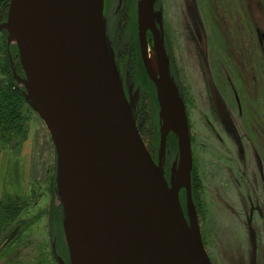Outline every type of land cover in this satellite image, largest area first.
<instances>
[{"label": "rangeland", "instance_id": "374dc122", "mask_svg": "<svg viewBox=\"0 0 264 264\" xmlns=\"http://www.w3.org/2000/svg\"><path fill=\"white\" fill-rule=\"evenodd\" d=\"M157 3L170 69L185 106L192 198L205 251L211 264H264V0ZM121 8L111 19L113 55L138 131L157 163L161 123L156 90L141 62L135 6ZM0 39V58H8L9 65L12 58L16 62L14 41L6 31H0ZM1 69L0 87L9 81ZM12 79L24 90L15 75ZM21 111L24 135L14 147L0 141V203L16 197L22 205L0 237V264H58L56 255L69 262L55 147L27 101ZM178 148L169 131L163 152L168 181ZM179 198L186 215L184 188Z\"/></svg>", "mask_w": 264, "mask_h": 264}, {"label": "water", "instance_id": "95a60500", "mask_svg": "<svg viewBox=\"0 0 264 264\" xmlns=\"http://www.w3.org/2000/svg\"><path fill=\"white\" fill-rule=\"evenodd\" d=\"M104 0H10L0 31L17 47L22 96L44 121L56 153L57 194L69 263L211 264L192 198V153L183 99L170 73L163 17L138 0L143 66L156 90L160 151L156 163L135 123L106 35ZM157 60L153 73L147 31ZM174 99L179 108L173 110ZM172 127L178 158L163 168ZM184 188L186 215L179 190Z\"/></svg>", "mask_w": 264, "mask_h": 264}, {"label": "trees", "instance_id": "16d2710c", "mask_svg": "<svg viewBox=\"0 0 264 264\" xmlns=\"http://www.w3.org/2000/svg\"><path fill=\"white\" fill-rule=\"evenodd\" d=\"M8 2L7 0H0V21L6 18ZM3 33L5 31H2ZM2 41L0 39V47L1 51L4 52ZM10 65L8 64V58L7 60L4 57L0 58V67L3 68L1 71L9 76V81L4 82L6 84L3 83L0 87V141H3L5 146L8 144V146L14 147L13 144L16 146V139L24 135L25 119L21 114V106L23 103L26 104V101L19 89L15 87V80L12 79V69H9ZM13 65H15L18 74L22 73L20 65L17 66L15 60ZM18 67L19 69H17ZM21 206L16 197L11 201L7 199L0 203V237L5 236L6 231L14 224L20 208H22ZM56 216L54 224L57 227L59 219Z\"/></svg>", "mask_w": 264, "mask_h": 264}, {"label": "flooded vegetation", "instance_id": "af4514ba", "mask_svg": "<svg viewBox=\"0 0 264 264\" xmlns=\"http://www.w3.org/2000/svg\"><path fill=\"white\" fill-rule=\"evenodd\" d=\"M137 2H138V0H129V2H128V0H126V4H125V0H123V1L122 0H104V2H103V15H104L105 21H106V35H107V38L109 39V44H110V46L112 48L113 54H114V46H113V41L111 39V34H110V33L113 32L112 31V25H111V19H113V20L116 19V14H118V11H119L118 8H121L122 7L121 10L126 9L129 6H131V3H132V5L135 6L136 24H137ZM154 9L155 10H159V9L161 10V7L158 5L157 0H155ZM125 11L126 10H124V12ZM162 17H163V15H162ZM136 32H137V41H138V44H139L138 28L137 27H136ZM146 36H147V40L150 41V44L152 45V43H153V41H152V34H151V32L149 30L147 31V35ZM164 45H165V38H164ZM139 49H140V45H139ZM165 49H166V45H165ZM166 52H167V49H166ZM167 54H168V52H167ZM168 56H169V54H168ZM13 57L15 59L18 58L17 53H15L13 55ZM140 58H141V53H140ZM141 62H142V59H141ZM12 63H14L13 58H12ZM169 63H170V57H169ZM16 64H17V66L20 65L19 58H18V60H16ZM15 72H16V67H15ZM170 73L173 76V74L171 72V69H170ZM17 76L23 77L24 76L23 70H22V73L18 74ZM173 78H174V76H173ZM125 96H126V94H125ZM127 101H128V99H127ZM249 189L252 190L251 188H249ZM185 212H186V209H185ZM260 213H262V212H260ZM64 261L67 262L66 260H64ZM67 263H69V262H67Z\"/></svg>", "mask_w": 264, "mask_h": 264}, {"label": "bare ground", "instance_id": "6f19581e", "mask_svg": "<svg viewBox=\"0 0 264 264\" xmlns=\"http://www.w3.org/2000/svg\"><path fill=\"white\" fill-rule=\"evenodd\" d=\"M136 37H137V32H136ZM148 55H149V60H150V64H151L153 73L155 75H157V60H156L155 52L151 49V50L148 51ZM13 67H14V65H13ZM171 105L173 107V110L176 113H178L179 108H178V106L176 104V101L174 99H172ZM162 127H163V134H165L167 131H171V129H172L171 125L166 120L162 121ZM163 159H164V157H163ZM225 228H226L227 231H230V229L228 228V225H226Z\"/></svg>", "mask_w": 264, "mask_h": 264}]
</instances>
